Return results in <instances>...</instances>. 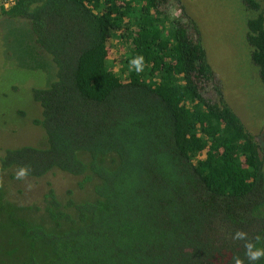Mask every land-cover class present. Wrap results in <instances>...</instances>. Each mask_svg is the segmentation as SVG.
<instances>
[{"label": "trees", "instance_id": "1", "mask_svg": "<svg viewBox=\"0 0 264 264\" xmlns=\"http://www.w3.org/2000/svg\"><path fill=\"white\" fill-rule=\"evenodd\" d=\"M241 1L256 13L246 42L264 84V0ZM163 4L16 0L1 10L29 26L52 69L31 91L42 140L0 157V264H249L233 236H264V145L219 89L203 98L214 73L198 27ZM138 55L141 73L129 69ZM21 166L27 178L70 176L85 194L9 201L2 175Z\"/></svg>", "mask_w": 264, "mask_h": 264}, {"label": "rangeland", "instance_id": "2", "mask_svg": "<svg viewBox=\"0 0 264 264\" xmlns=\"http://www.w3.org/2000/svg\"><path fill=\"white\" fill-rule=\"evenodd\" d=\"M163 1L162 11L169 19L180 18L185 24V14L198 27L214 73L213 84L201 89L203 98L216 101L215 87L219 89L246 129L264 145V84L246 42V22L256 13L241 0ZM33 38L28 25L0 16V157L7 149L34 146L42 140V130L33 124L40 116V107L32 100L31 91L50 81L39 73L52 66L46 54L44 62L35 55L37 47L30 43ZM2 177L8 200L20 205L39 204L50 188L60 197L68 190H73L76 197L85 194L75 189L72 177L58 172L23 181L16 180L15 174Z\"/></svg>", "mask_w": 264, "mask_h": 264}, {"label": "clouds", "instance_id": "3", "mask_svg": "<svg viewBox=\"0 0 264 264\" xmlns=\"http://www.w3.org/2000/svg\"><path fill=\"white\" fill-rule=\"evenodd\" d=\"M129 69L135 70L136 73H141L145 68V58L142 55H138L129 60ZM31 169L29 166H21L15 173V179L23 181L30 175ZM31 187V185H29ZM234 240L244 241L245 242V257L249 264H256V262L264 259V246H257L262 241H264V236L257 235L255 237V242H248V234L244 231H236L234 236ZM234 264H244V260H242L239 256L233 257Z\"/></svg>", "mask_w": 264, "mask_h": 264}, {"label": "built area", "instance_id": "4", "mask_svg": "<svg viewBox=\"0 0 264 264\" xmlns=\"http://www.w3.org/2000/svg\"><path fill=\"white\" fill-rule=\"evenodd\" d=\"M15 1L16 0H0V12L3 9L7 10L11 6H13Z\"/></svg>", "mask_w": 264, "mask_h": 264}]
</instances>
